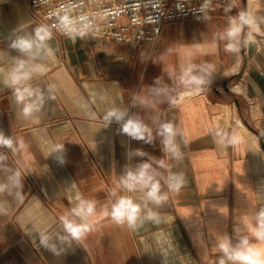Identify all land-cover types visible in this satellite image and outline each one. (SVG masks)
I'll list each match as a JSON object with an SVG mask.
<instances>
[{"label":"crops","instance_id":"crops-1","mask_svg":"<svg viewBox=\"0 0 264 264\" xmlns=\"http://www.w3.org/2000/svg\"><path fill=\"white\" fill-rule=\"evenodd\" d=\"M240 12L253 23L240 34V50L226 51V30ZM37 28L46 39L36 57L10 46ZM15 58L40 67L29 83L42 90L45 102L27 117L7 86ZM192 65L196 72L208 69L203 94L182 99L196 88L183 82ZM131 106L154 128L157 118L178 126L179 159L171 151L165 156L159 137L146 144L122 134L115 122L105 126L110 108ZM245 122L264 141V0H221L216 11L164 23L155 43L134 47L86 34L57 38L30 17L28 0H0V130L16 149L0 148L6 157L0 161V264H217L218 240L228 235L235 245L236 229L264 253L253 219L264 208V148ZM222 133L235 142L227 144ZM135 149L147 155L129 158ZM141 161L153 164L168 199L148 205L159 222L144 220L142 213L130 229L112 220L111 206L120 195L139 201L141 193H128L119 181L125 165ZM177 171L187 180L179 193L164 182ZM77 193L95 201L96 209L91 229L73 238L61 217L75 206L69 197Z\"/></svg>","mask_w":264,"mask_h":264},{"label":"clouds","instance_id":"clouds-1","mask_svg":"<svg viewBox=\"0 0 264 264\" xmlns=\"http://www.w3.org/2000/svg\"><path fill=\"white\" fill-rule=\"evenodd\" d=\"M230 11V8H226ZM82 21L85 17L80 18ZM64 21L68 23L67 18ZM252 18L245 12H240L236 17L231 18L230 26L226 30V37L229 43L225 45L226 51L237 52L240 50L241 32L243 28L251 26ZM89 28L87 23L83 24V29L79 31L80 36L85 35V31ZM74 30V29H71ZM224 38V37H221ZM46 39V34L43 28H37L34 36H18L11 42V47L18 50L24 57H36ZM249 40L245 37L243 43L247 44ZM196 66H189L183 71V82L185 84L195 85V90L200 91V86L205 84V77L208 73L206 67L200 68L199 72L195 71ZM39 65L30 67L26 59L15 58L12 69L9 73V83L7 86L13 89L17 104H23L24 115L30 116L38 112L44 102V93L39 87H33L29 81L32 79L33 72L39 71ZM160 78H154V84H159ZM49 92L51 87H48ZM158 94L163 92L167 102L172 105L175 100L168 95L163 89H157ZM53 98V97H51ZM105 126L115 122L120 125L119 131L128 136L132 140L143 141L146 144H153L155 137L160 138L162 144V151L165 156L171 151L172 158L179 159L176 155L180 151V147L176 143V137L183 135L177 125L172 121H160L157 118L155 128L150 126L138 114H130L128 109H121L120 107L110 108L104 115ZM222 138L229 145L236 140L234 136L228 133H222ZM63 147V146H62ZM57 146V148H62ZM0 148H7L15 151V142L12 137L6 136L0 130ZM147 154L142 149H135L128 154L129 158L140 157L143 158ZM6 157L0 153V161H4ZM159 167H163V159L156 160L151 158ZM17 177L15 183L19 185V173H15ZM159 173L153 167V164L147 161H141L134 167L125 165L124 174L120 177V185L123 190L128 193H141L139 201L131 195H120L111 206V218L117 224H127L130 229L137 227V222L143 219L147 221L159 222L157 212L149 208V203L156 207L161 206L168 199L166 192H161V181L158 179ZM169 191L179 193L182 187H185L187 180L182 171L170 172L167 179L164 181ZM5 191V186L0 185V192ZM20 193H17L19 195ZM116 195L115 192L112 193ZM75 200V206L72 207L68 214L61 217L65 231L73 238H79L91 229L89 217H91L96 209V203L93 200L85 199L80 193L76 196L69 197V202ZM255 220V237L264 239V208H260L254 215ZM142 222V221H141ZM237 232L238 243L233 245L228 235L220 237L216 244V248L221 254L217 264H264V253L254 248L247 236H239ZM249 232H253L252 227L248 228ZM43 243V238L41 239Z\"/></svg>","mask_w":264,"mask_h":264},{"label":"built area","instance_id":"built-area-1","mask_svg":"<svg viewBox=\"0 0 264 264\" xmlns=\"http://www.w3.org/2000/svg\"><path fill=\"white\" fill-rule=\"evenodd\" d=\"M221 0H28L30 17L57 38L79 35L131 47L153 44L167 22H181L216 11ZM67 18L68 23L64 21ZM85 17L86 20H81ZM74 29V30H71ZM203 94L195 89L182 99ZM133 113V106L130 107ZM31 184H33L31 182Z\"/></svg>","mask_w":264,"mask_h":264},{"label":"water","instance_id":"water-1","mask_svg":"<svg viewBox=\"0 0 264 264\" xmlns=\"http://www.w3.org/2000/svg\"><path fill=\"white\" fill-rule=\"evenodd\" d=\"M239 76H240V74L238 73L233 78H238ZM228 83H229V80H226L223 82V88L226 92L229 91ZM235 104L236 105L239 104L237 99L235 100ZM245 125L259 137L260 144L264 148V141H263L262 134L260 132H258L257 130H255L254 128H252L247 122H245Z\"/></svg>","mask_w":264,"mask_h":264},{"label":"rangeland","instance_id":"rangeland-1","mask_svg":"<svg viewBox=\"0 0 264 264\" xmlns=\"http://www.w3.org/2000/svg\"><path fill=\"white\" fill-rule=\"evenodd\" d=\"M215 122H216V124H219L220 119H219V118H216V119H215ZM220 124H221V122H220Z\"/></svg>","mask_w":264,"mask_h":264},{"label":"bare ground","instance_id":"bare-ground-1","mask_svg":"<svg viewBox=\"0 0 264 264\" xmlns=\"http://www.w3.org/2000/svg\"><path fill=\"white\" fill-rule=\"evenodd\" d=\"M237 92V91H236Z\"/></svg>","mask_w":264,"mask_h":264}]
</instances>
